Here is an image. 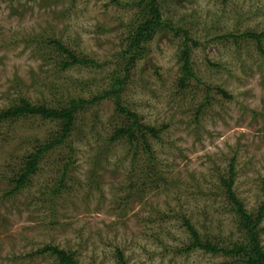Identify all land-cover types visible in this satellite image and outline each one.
<instances>
[{
    "label": "rangeland",
    "instance_id": "obj_1",
    "mask_svg": "<svg viewBox=\"0 0 264 264\" xmlns=\"http://www.w3.org/2000/svg\"><path fill=\"white\" fill-rule=\"evenodd\" d=\"M131 1L0 0V112L20 98L49 106L90 98L112 74L123 75ZM159 1L164 17L198 43L191 50L198 80L179 86L183 37L166 28L127 71L121 105L157 130H144L154 178L144 170L149 156L139 134L133 143L111 139L128 116L108 97L78 110L67 143L48 150L14 192L10 177L60 133L61 122L36 114L1 120L0 264H59L36 253L46 245L74 252L79 264H119L117 249L126 264H234L198 248L183 251L190 242L183 218L201 235L238 236L220 180L232 160L233 190L245 208L255 213L264 200V0ZM248 31L263 33L262 48L239 35ZM48 37L95 64L60 70L54 59L44 61L51 49L37 41ZM67 159L64 188L50 199L43 188L58 181ZM151 179L155 187H144ZM260 227L264 247V217Z\"/></svg>",
    "mask_w": 264,
    "mask_h": 264
},
{
    "label": "trees",
    "instance_id": "obj_2",
    "mask_svg": "<svg viewBox=\"0 0 264 264\" xmlns=\"http://www.w3.org/2000/svg\"><path fill=\"white\" fill-rule=\"evenodd\" d=\"M129 5L135 9L136 13L129 25L128 31L124 35V46L119 54L124 61L123 75H121L120 72L112 74L110 84L99 94L91 96L90 98L72 96L68 98L65 103L56 106H49L44 103L34 104L29 100L20 98L17 103L0 112V121L6 118L18 117L22 114H36L44 118L57 119L61 122L60 133L57 136L37 146L32 153L23 158L19 165L18 172L9 179L12 185L14 184L12 191L17 192L20 187H24L28 183L30 177L34 175L48 150L55 145L67 143L78 110L86 105L93 104L108 97H112L117 109L121 112H125L128 116L127 123L116 127L111 139L114 140L126 136L130 143H133L134 141H139V134L143 147L147 152L146 154L149 156V164L146 165L144 170H146L147 175L150 173L149 171L153 173L151 164L153 157L152 150L145 138L144 130L151 132L153 136H156L157 130L153 126L141 124L137 113L128 111L127 108L123 107L120 103V94L128 77L127 71L137 59L142 57L145 51V44L151 40L157 32L166 28L171 30L175 35L178 36L181 34L183 37L181 46L177 52V63L180 69L178 84L180 87L184 88L193 78L198 80L191 62L192 47L196 46L198 43L189 36L190 32H188L187 29L174 24L170 19L164 17L159 0H132ZM239 35L252 37L257 42L259 49L262 48L261 36L263 33L256 34L255 32L248 31ZM239 35L227 33L224 36L238 37ZM190 41L192 42L191 45L188 44ZM37 44L39 48H42L43 44L51 49L50 53L44 52V61H53L54 59L53 62L58 65L60 70L68 69L77 64H95L93 59L78 56L72 49L66 47L56 38L48 37L45 41L44 39H40L37 41ZM218 90L227 96L221 88H218ZM208 103V97L206 96L204 101L200 104L197 113ZM69 165L70 162L69 159H67L62 168H60L58 181L51 187L43 188L45 192H48L47 195L50 199L55 197L64 188ZM154 175L155 172L153 173V178ZM234 175V160H232L229 164L228 176H222L220 180L223 186L222 193L227 203L225 210L233 215L232 217L234 218L238 236L235 239H226L225 241L217 236L207 234L201 235L196 229V226L191 224L187 217H185L183 218V224L190 235V242L182 250L190 251L198 248L207 253L229 257L233 259L234 264H264V247L260 240V234L262 232L260 224L264 217V200L260 203L255 213L248 211L233 190L232 179ZM155 181L156 180L151 179L150 182L144 184V187L148 185H153L155 187ZM36 253L48 254L49 256L55 257V261L59 264H79L78 260L75 258L74 252L60 249L56 245H46L38 249ZM117 255H119L117 256L119 264H126L121 250L117 249Z\"/></svg>",
    "mask_w": 264,
    "mask_h": 264
}]
</instances>
